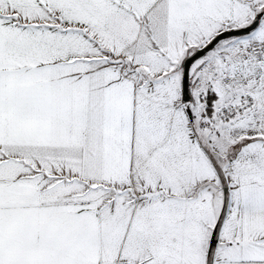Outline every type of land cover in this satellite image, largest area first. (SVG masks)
<instances>
[{
  "label": "snow or ice",
  "instance_id": "6c2138e0",
  "mask_svg": "<svg viewBox=\"0 0 264 264\" xmlns=\"http://www.w3.org/2000/svg\"><path fill=\"white\" fill-rule=\"evenodd\" d=\"M0 264H264V0H0Z\"/></svg>",
  "mask_w": 264,
  "mask_h": 264
}]
</instances>
